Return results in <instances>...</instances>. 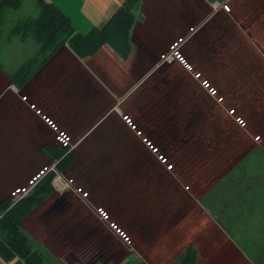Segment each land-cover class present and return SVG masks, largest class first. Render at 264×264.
<instances>
[{"label": "rangeland", "instance_id": "374dc122", "mask_svg": "<svg viewBox=\"0 0 264 264\" xmlns=\"http://www.w3.org/2000/svg\"><path fill=\"white\" fill-rule=\"evenodd\" d=\"M138 8L136 22L150 18L139 26L145 43L141 55L132 51L121 60L103 47L85 58V64L98 69L94 79L100 88H93L95 83L88 88L83 75V112L72 120L76 124H57L43 112V127L34 135L25 125L30 116L39 118L43 102L26 85L44 66L17 87L29 111L23 104L14 113L11 97L0 103V203L8 199L15 204L48 173L56 174L54 194L23 223L51 264H174L190 242L202 246L204 234L216 238L203 231L214 221L197 201L217 179L218 153L210 148L221 138L234 142L243 137L246 123L236 119L250 117L257 92L264 99V56L256 54L244 33L232 39L225 16H213L219 9L227 13L223 7L210 8L208 21L193 24L187 35L188 25L160 27L151 23L153 7L146 14ZM38 14L34 1L26 0L11 12L9 25ZM37 48L33 40L23 44L18 39L0 60L16 70ZM150 53L156 57L149 59ZM143 57L148 66L139 68ZM47 82H38L41 93L56 89L60 79ZM103 89L105 98L97 92ZM89 90L96 95L87 96ZM46 145L74 155L63 171L44 152Z\"/></svg>", "mask_w": 264, "mask_h": 264}, {"label": "crops", "instance_id": "0c3cea01", "mask_svg": "<svg viewBox=\"0 0 264 264\" xmlns=\"http://www.w3.org/2000/svg\"><path fill=\"white\" fill-rule=\"evenodd\" d=\"M32 1L37 7L36 0ZM44 1L55 6L66 15L71 20L76 32L82 35H86L95 27L103 26L126 2V0ZM152 7L155 19L151 20V23L160 27L168 24L188 25V29H184V31L186 30L185 35L189 32L192 33L193 24L199 25L208 21L210 8L223 7L227 13H222L221 9L218 8L219 10L214 12L213 16H225L223 23L231 29L232 39L239 40L240 34L244 33L252 41L256 54L264 56V0H142L138 10L146 14ZM148 20L150 18L145 19V21L138 19L132 30L133 55H141L139 51L145 43L144 45L141 44L139 26L142 21L148 24L150 22ZM228 22L233 26L229 27ZM135 47L138 48V53H135ZM162 47L161 45L160 48ZM105 49L111 56L119 57L109 46H105ZM239 49L240 47H236L237 51ZM151 53L149 59L156 57ZM237 53L241 54V49ZM161 54H164L163 51L157 53V57ZM147 60L143 57L142 62L140 61L143 64H139L138 67H147ZM84 61L85 59H80L68 45H65L26 85L32 89V97L43 98V102L40 104L41 112H38L39 118L30 116V121L25 124L27 128L31 129V135H34V129L38 130L43 127L41 120L44 118V116L42 117L43 112L51 121L60 125H65L67 121L74 125L75 122L72 120L77 119L76 114L80 112L82 114L83 75L89 79L88 88H91L94 83L93 88L99 87V83L94 79L98 69L85 64ZM52 78L55 81L60 79L58 87L45 89L43 90L45 93H41L38 82H41V79L47 82ZM7 79V75L0 68V103H2L3 97L6 96L7 99L11 97L10 103L15 109L14 113L20 110L23 104H26L29 111L28 100L23 101L20 96V89L11 81L8 82ZM256 83L259 82H250L251 85ZM240 84L243 85V81ZM28 92L31 90L29 89ZM97 92L102 98L107 97L104 89L97 90ZM88 93L87 96L89 97L96 95L95 93L92 95L90 90ZM47 97L48 100L44 101V98ZM241 102L244 104L243 101ZM80 104L82 105L80 106ZM245 105L240 106L243 108ZM63 106L67 107L66 111L62 110ZM249 107L250 117L247 115L236 119L238 123H241L242 120L246 123L244 127L241 126L243 134L245 132L243 137L235 138L234 142L231 140L225 142L226 139L221 138L219 145L213 147L206 145L207 148H216H210V150H216L218 153V160L213 167L217 179L212 182L209 190L198 197L197 201L198 205L214 221L205 225L203 231L215 233L214 237L216 238L211 240L208 238L209 235L204 234L202 238L203 249H201L200 242H190L185 246V249L191 244L196 247L198 264H264V99L260 97L259 92L252 96ZM32 108L34 110L35 106H31ZM11 115L13 114L11 113ZM15 117L16 114L14 119ZM1 118L2 116H0V120ZM80 119H83V116L79 117L80 123L78 125H82ZM246 134H249V137ZM257 137L259 138L258 141L256 140ZM216 186L217 191L212 192L211 190ZM208 195H210L209 206L213 207L216 214L201 203V198ZM193 197L195 196L193 195ZM0 264H23V262L18 258L6 262L0 257Z\"/></svg>", "mask_w": 264, "mask_h": 264}, {"label": "trees", "instance_id": "16d2710c", "mask_svg": "<svg viewBox=\"0 0 264 264\" xmlns=\"http://www.w3.org/2000/svg\"><path fill=\"white\" fill-rule=\"evenodd\" d=\"M141 0H126L115 14L101 27L93 28L86 35L76 32L71 20L55 6L44 0H36L39 14L11 22L10 14L22 8L24 0H0V58L3 52L13 47L16 40L26 44L33 40L37 45L34 57L16 70L7 68L0 60V68L18 88H23L29 80L65 45L80 58L94 57L109 46L122 59H128L133 51L132 30L135 26V10ZM44 152L57 161V168L63 171L74 156L67 148L57 149L46 145ZM64 166V167H63ZM56 174L50 172L26 197L15 204L8 199L0 203V257L6 262L16 258L24 264H51L52 258L38 249L26 233L23 223L55 192L52 185ZM212 192L217 191V186ZM201 203L210 207V195L201 198ZM198 251L191 244L174 264H198Z\"/></svg>", "mask_w": 264, "mask_h": 264}, {"label": "built area", "instance_id": "2783aa9c", "mask_svg": "<svg viewBox=\"0 0 264 264\" xmlns=\"http://www.w3.org/2000/svg\"><path fill=\"white\" fill-rule=\"evenodd\" d=\"M175 55L177 56V52H175ZM181 61H183V60L181 59ZM186 66H188V65L186 64Z\"/></svg>", "mask_w": 264, "mask_h": 264}]
</instances>
